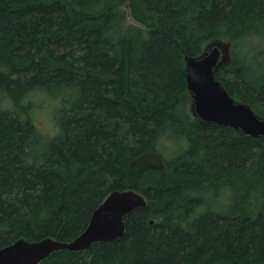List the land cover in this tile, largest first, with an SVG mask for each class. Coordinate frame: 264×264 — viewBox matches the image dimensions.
Wrapping results in <instances>:
<instances>
[{
	"label": "trees",
	"instance_id": "1",
	"mask_svg": "<svg viewBox=\"0 0 264 264\" xmlns=\"http://www.w3.org/2000/svg\"><path fill=\"white\" fill-rule=\"evenodd\" d=\"M256 37L264 0H0V247L71 240L134 189L147 205L122 237L38 264H264V136L195 116L185 61L230 42L216 78L264 116V45L243 47ZM149 150L162 170L131 165Z\"/></svg>",
	"mask_w": 264,
	"mask_h": 264
},
{
	"label": "water",
	"instance_id": "2",
	"mask_svg": "<svg viewBox=\"0 0 264 264\" xmlns=\"http://www.w3.org/2000/svg\"><path fill=\"white\" fill-rule=\"evenodd\" d=\"M230 50V42L217 40L200 55L185 56L192 111L202 122L229 126L255 137L264 136V116L250 104L236 100L216 78V70L229 62ZM130 163L156 170L165 166L157 150L146 151ZM146 205L145 195L137 190H113L94 210L85 230L73 239L49 236L31 241L19 238L0 247V264H38L57 250L86 251L97 242L116 240L125 233V218L136 208Z\"/></svg>",
	"mask_w": 264,
	"mask_h": 264
},
{
	"label": "rangeland",
	"instance_id": "3",
	"mask_svg": "<svg viewBox=\"0 0 264 264\" xmlns=\"http://www.w3.org/2000/svg\"><path fill=\"white\" fill-rule=\"evenodd\" d=\"M133 21L131 20V18H129V24L132 23ZM261 45H264V41L261 40L259 37L253 38L251 41H249L248 43H246L243 47L245 51H250L251 49L260 47ZM47 96V95H45ZM38 101V110L36 112V119H35V123L37 124V126H39L41 128V130L43 131V129L47 128V126L51 123V122H55L56 119L55 117L53 118V112H54V100L53 98L50 97H44V98H37ZM56 123V122H55ZM44 134L50 136L47 132L43 131ZM223 200H224V204L227 203L230 194H224Z\"/></svg>",
	"mask_w": 264,
	"mask_h": 264
},
{
	"label": "clouds",
	"instance_id": "4",
	"mask_svg": "<svg viewBox=\"0 0 264 264\" xmlns=\"http://www.w3.org/2000/svg\"><path fill=\"white\" fill-rule=\"evenodd\" d=\"M0 106L11 107L12 101L8 98H3L2 100H0ZM43 131L47 132L51 136H55L60 132V129L58 125H56V123L53 121L47 126V128L43 129Z\"/></svg>",
	"mask_w": 264,
	"mask_h": 264
},
{
	"label": "bare ground",
	"instance_id": "5",
	"mask_svg": "<svg viewBox=\"0 0 264 264\" xmlns=\"http://www.w3.org/2000/svg\"><path fill=\"white\" fill-rule=\"evenodd\" d=\"M223 194V193H222ZM220 196V195H219ZM222 196H220V198H221ZM217 202V201H216Z\"/></svg>",
	"mask_w": 264,
	"mask_h": 264
}]
</instances>
